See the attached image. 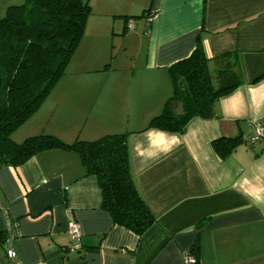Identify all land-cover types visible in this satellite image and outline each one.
<instances>
[{
	"label": "crops",
	"instance_id": "crops-1",
	"mask_svg": "<svg viewBox=\"0 0 264 264\" xmlns=\"http://www.w3.org/2000/svg\"><path fill=\"white\" fill-rule=\"evenodd\" d=\"M112 1L99 3L105 18L84 32L61 76L68 78L11 138L46 133L71 143L128 132L130 170L156 222L142 235L115 224L79 156L41 150L0 167V232L9 224L14 236L13 257L0 243V264H184L196 239L195 264H264V133L250 139L258 124L264 129V0H148L139 16L128 13L132 0H116L115 9ZM16 2L0 0V17ZM109 25L128 65L91 60L97 27ZM198 35L214 83L236 61L242 83L181 133L145 128L171 94L167 68L191 53ZM236 136L243 141L228 156L214 151L213 140ZM69 221L82 232L74 251Z\"/></svg>",
	"mask_w": 264,
	"mask_h": 264
},
{
	"label": "trees",
	"instance_id": "trees-1",
	"mask_svg": "<svg viewBox=\"0 0 264 264\" xmlns=\"http://www.w3.org/2000/svg\"><path fill=\"white\" fill-rule=\"evenodd\" d=\"M90 14V5L82 0H25L8 6L5 15L0 17V167H17L45 149L73 151L86 173L96 176L101 207L113 222L142 235L156 222V216L134 182L128 132L71 143L46 133L29 136L21 142L11 138L12 132L39 108L64 74ZM121 17L127 21L138 16ZM208 63L198 35L191 53L167 68L171 94L145 128L181 133L191 118L213 115L217 100L242 80L233 70L236 61L222 66L218 70V83H214ZM242 141L240 136L221 137L211 145L223 158ZM5 237L0 232V243L4 244ZM189 252L197 254V239Z\"/></svg>",
	"mask_w": 264,
	"mask_h": 264
},
{
	"label": "rangeland",
	"instance_id": "rangeland-1",
	"mask_svg": "<svg viewBox=\"0 0 264 264\" xmlns=\"http://www.w3.org/2000/svg\"><path fill=\"white\" fill-rule=\"evenodd\" d=\"M25 0H19V2H16L17 4H22L24 3ZM82 1H88L89 0H82ZM96 1V4H95ZM114 1V2H113ZM111 3V6L114 7V9L116 8L115 6L117 5L116 0H113ZM134 1V2H132ZM131 3H129L130 6H127V8L129 9L128 13H131V15H138L141 13V11L143 10V7H145L146 3L148 2V0H132ZM91 3H93L92 5L94 6V8L91 9V14L88 16L86 23H85V29L84 32H86V34L88 35V32L91 30L92 28L94 29V27H96L97 22L98 21H94V20H100L101 18H105L103 15H100L98 13V10H100L101 5L99 4L101 2V0H90ZM128 4V3H127ZM105 10V9H103ZM108 11H112L111 9H108ZM96 18H100V19H96ZM132 20H137L139 21V18H132ZM102 23V22H101ZM99 29L98 35H97V42L95 44L94 48V52L92 53L94 56H91V60H95L98 61L101 64H109L110 65H128L129 64V60L126 56V54L123 52V49H121V42L120 39H116V38H111V25H109L107 28H101L103 30H100V27H97ZM88 31V32H87ZM118 31V30H117ZM83 34L79 44L77 45L76 49L78 48V46H82L80 45L81 42L83 40H87V35ZM81 48V47H79ZM123 48V47H122ZM75 49V51H76ZM79 50L77 49V54H79ZM74 51V52H75ZM74 54V53H73ZM72 54V55H73ZM93 62V61H92ZM103 64V65H104ZM71 69L68 68L67 70ZM62 77L59 78V80ZM68 77H64L61 80L67 79Z\"/></svg>",
	"mask_w": 264,
	"mask_h": 264
},
{
	"label": "built area",
	"instance_id": "built-area-1",
	"mask_svg": "<svg viewBox=\"0 0 264 264\" xmlns=\"http://www.w3.org/2000/svg\"><path fill=\"white\" fill-rule=\"evenodd\" d=\"M134 27V23L130 22L128 24V28L132 29ZM262 133H264V129H262L261 125H257L255 128V133L254 136L250 137L251 140L255 139L256 137L262 135ZM10 225L8 224L7 227V232H6V237H5V241H4V245L7 248V255L9 257H13V251L11 248V240L13 239V234H11L9 232L10 230ZM67 231L68 234L70 236L71 239V245L69 246V250L74 251L79 249L80 247V238H81V229H80V225L75 222V221H69L68 225H67ZM183 263L184 264H194L195 263V258L194 256L190 253V252H186L183 256Z\"/></svg>",
	"mask_w": 264,
	"mask_h": 264
}]
</instances>
